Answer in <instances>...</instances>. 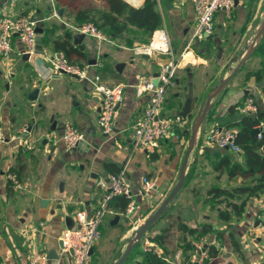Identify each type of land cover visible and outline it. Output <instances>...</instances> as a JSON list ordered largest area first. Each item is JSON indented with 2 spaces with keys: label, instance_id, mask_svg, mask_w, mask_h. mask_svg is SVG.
<instances>
[{
  "label": "crops",
  "instance_id": "0c3cea01",
  "mask_svg": "<svg viewBox=\"0 0 264 264\" xmlns=\"http://www.w3.org/2000/svg\"><path fill=\"white\" fill-rule=\"evenodd\" d=\"M90 1L96 5L101 4V0ZM123 1L133 8H140L145 0ZM237 1V5L229 13L221 11L215 14V31L212 37L189 45L196 24L192 1L156 0L162 18L160 29H165L174 60L179 61L172 86L167 89L161 114L164 117L178 115L188 93L189 82L193 87V105L191 115L185 118L184 129H174L168 139L159 142L154 152L147 155L140 149H132L133 128L148 101L147 97L136 96L135 86L140 77H155L159 65L167 63L169 58L165 55H135L132 49L143 44L139 39L136 40L141 34L134 29H130L129 34L130 39L136 37L131 46L125 45L123 41L110 40L115 46L111 48L110 43H99L85 36L79 45L84 47L87 56L84 65L90 66V73L99 75L109 86H125L122 101L113 119L112 133L106 136L96 124L101 96L85 82L68 76L48 74L47 59L53 54H62L53 51L51 42L64 31L71 32L72 38L78 34L75 28L79 25L74 23L73 13L59 6L56 0H0L2 15L11 19H40L44 29L51 25L58 26V31L48 44L43 42V33L37 39L36 50L40 54L25 60L23 46L14 36L9 59L0 57V133L4 137V142L0 143V264H28L31 255L36 252H44L53 257L47 264H72L70 255L59 248L58 240L72 226L75 212L83 210L91 217L100 207L104 190L98 187V183L100 180L107 181L111 176L103 168L104 164H113L119 169L126 165V175L134 192L140 187L142 178H148L154 183L150 193L137 199L138 209L134 215L128 217L117 208H111L107 212L112 219L110 226L114 229L111 233L119 230L127 219L136 221L133 228L136 230L158 208L178 181L185 154L183 150L188 147L190 139L189 136L186 140L185 132L197 120L207 97L220 85L219 83L211 89L214 79L209 81L205 88L206 95H197L196 100L195 69H200L207 77L211 53L216 61V71L211 73L214 78L222 81L232 74L253 48L239 72L210 101V113L196 131L184 173L186 179L189 169L196 162L194 173L188 181L196 174L200 180L216 175L217 182L221 174L229 180L225 171H214L212 163L217 162V159L213 155L226 152L238 162H241V156L207 143V133L214 123L223 126L231 123L238 113L231 116L228 109L234 107L236 110L246 98H253L260 111L264 106V55L255 52L264 40V0ZM58 10H63L61 17L57 15ZM62 24L64 28H61ZM151 38L147 39V44ZM92 61L95 65L89 64ZM259 73L261 79L258 78ZM34 89H38L39 93L36 100L30 101L28 96ZM195 111L197 114L193 121ZM67 124L87 137V144L90 145L87 151L66 150L62 136ZM24 129L26 134L23 133ZM23 140L27 141L28 148L23 145ZM203 168L210 169L212 173L201 174ZM8 175L16 176L25 190H13L7 179ZM234 179L239 181V185H243L242 182L245 181L240 177ZM188 181L184 180V183L187 184ZM213 187L226 190L236 186L217 184L208 190ZM208 190L202 194V203L192 197L185 201L182 194H178L166 217L171 215L177 225L183 224L199 231L207 225L211 232L195 241L176 225L180 237L176 242L180 244L185 238L191 243L194 247L192 256L197 253L195 245L204 242V249L213 245L219 254L210 264H264V240L256 238L253 233L264 221V204L261 198L250 199L242 217L229 224L221 222L214 210V218L219 224L217 226L205 214L212 209L206 203ZM254 214H257L256 218ZM163 223L165 221L157 228H152L147 236L158 235L167 227ZM171 231L172 227L163 250H166L169 262L181 264L182 252L179 244L172 248ZM230 234L238 242L240 253L232 248ZM143 242L125 264H142L146 254L143 246L146 244L156 247L163 255L162 250L154 243ZM95 246L90 259L95 255ZM90 259L89 262L92 261Z\"/></svg>",
  "mask_w": 264,
  "mask_h": 264
},
{
  "label": "built area",
  "instance_id": "2783aa9c",
  "mask_svg": "<svg viewBox=\"0 0 264 264\" xmlns=\"http://www.w3.org/2000/svg\"><path fill=\"white\" fill-rule=\"evenodd\" d=\"M17 1V0H14ZM195 13V28L193 29L189 45L194 42L202 41L213 36L215 31L214 16L217 12L229 13L234 7V0H191ZM36 21L31 17H17L14 19L0 14V57L8 60L12 53V38L16 36L23 46V53L31 58L40 54L36 50L37 34ZM78 34H83L98 41L99 43H113L93 24H85L75 28ZM156 34L160 35L163 49L153 46ZM137 56L152 57L155 55H165L169 61L159 65L158 74L153 76H143L139 78L135 86V94L139 98H148L147 106L140 119L133 128L132 149H140L145 154L150 155L158 147L159 142L170 137L174 129L182 130L186 125L185 119L179 115L164 117L161 114L162 106L165 102L167 89L172 86L176 75L179 61L174 60L170 39L165 29L155 32L148 44L137 45L132 49ZM48 74L75 76L77 80L88 84L97 94L101 96L100 111L96 121L101 132L108 136L112 133L113 119L116 114L115 108L123 98L125 86L116 84L109 86L104 83L99 75L90 73V66H79L70 63L63 54H53L48 59ZM236 111L241 116L254 117L259 114L260 109L253 98H246ZM254 129L257 130L255 136L257 140L264 138V122L259 123ZM26 134V130H23ZM84 139L72 125L64 127L62 141L66 150H72ZM4 142V137L0 133V143ZM23 145L28 148L27 141L23 140ZM206 142L220 150H225L233 155H240V147L236 144V132L227 126L214 123L209 129ZM7 179L15 191L25 190L16 176L8 175ZM98 187L104 190L101 205L89 217L83 210L74 214L72 226L67 228L59 237L61 251L70 255L72 264H88L90 251L100 240V226L105 214L108 212L109 202L116 197H123L128 201L125 215L130 217L138 209L137 199L145 196L154 188V183L148 178H142L140 187L136 192L126 175V165L123 166L115 175L109 176L107 181L100 180ZM140 222V221H138ZM262 239L264 240V221L262 224ZM196 254L191 256L192 264H199L206 258L204 242L195 245ZM143 252H153L158 257L162 254L156 247L146 244ZM166 260V259H165ZM49 261L47 254L36 252L29 258L28 264H47ZM177 264V263H174Z\"/></svg>",
  "mask_w": 264,
  "mask_h": 264
},
{
  "label": "trees",
  "instance_id": "16d2710c",
  "mask_svg": "<svg viewBox=\"0 0 264 264\" xmlns=\"http://www.w3.org/2000/svg\"><path fill=\"white\" fill-rule=\"evenodd\" d=\"M56 3L73 13L75 24L79 26L93 24L109 40L123 41L127 46H131L136 39V37L135 39L129 38L130 29L140 32L141 36L136 40L143 41L144 39L147 41L162 26V18L157 9L156 0H145L140 8H133L123 0H101L100 5H96L90 0H56ZM56 31H58V26L56 25L46 27L43 30V42L48 44ZM51 45L53 51L62 53L72 64L84 65L87 62L84 47L72 43V33L69 31H64L62 35L57 36L51 42ZM255 52L258 55H264V40L257 46ZM260 73L258 74L259 79H261ZM228 113L233 116L237 111L234 107H230ZM261 122H264V106L258 115L254 117L240 115V117H236L227 125V127L234 129L236 132V144L240 147L241 162L235 161L233 156L226 152L213 155L217 159V162L212 163L214 171H225L229 180L240 177L248 181L246 185H239L231 189L225 190L213 187L208 190L206 203L213 210H216L218 219L226 224L242 217L250 199L261 198L264 204V138L257 140L256 136L251 135V131ZM195 164L196 162L189 169L186 181L194 173ZM103 168L111 173L110 175H115L120 170L113 164H104ZM127 204L128 201L123 197H116L109 202L108 208H117L120 212H125ZM166 216L167 212L160 220ZM177 228L195 241H199L211 232L207 225L203 226L200 231L197 228H188L183 224H178ZM170 229L171 226H167L158 235L145 236L138 243L137 247L143 241H149L157 245L163 252L160 257L153 252L146 253L142 264H173L167 260L166 250H163L165 244H167ZM230 243L232 248L237 253H240L238 242L232 234H230ZM179 249L182 252L181 264H192L190 262L191 252H194L192 244L184 238L179 244ZM205 251L207 257L201 264H210L219 254L218 249L213 245L206 246Z\"/></svg>",
  "mask_w": 264,
  "mask_h": 264
},
{
  "label": "rangeland",
  "instance_id": "374dc122",
  "mask_svg": "<svg viewBox=\"0 0 264 264\" xmlns=\"http://www.w3.org/2000/svg\"><path fill=\"white\" fill-rule=\"evenodd\" d=\"M141 43L144 45V44H147V41L143 39V41H141ZM107 46H109V45H107ZM109 47L114 48L115 46L111 45ZM155 56H158V55H155ZM224 58L226 59V56ZM215 65H216V61L213 57V54L210 53L209 63H208V71H207L208 76L205 77L204 73L201 72L200 69H198V70L195 69V73H196V77H197L196 81H195V84H196V100L198 98L197 95L198 96H201L202 94L206 95L205 88H206V85L209 81L214 79L212 86H211V89L215 88L219 83H221V81L218 78H214V75L211 73V71H216ZM222 74H224V73L222 72ZM62 76H65V75H62ZM65 77H67V76H65ZM180 77L182 78V76H180ZM218 99H220V97H218ZM204 106H205V104H203V106L201 107V110L204 108ZM210 108H209L207 114L205 115L203 121L205 120L206 116H208V114L210 113ZM196 114H197V111H195V114H193V116H194L193 121H195ZM237 117H240V115L237 114ZM191 128H192V126L188 127V129L185 132L186 133V140L190 136ZM185 148L187 149V146ZM186 149H184L185 151L183 150L184 153L186 152ZM202 170H204V171H200L201 174L206 173L208 175V174H210L208 172H211V170L208 168H203ZM215 176L216 175H211L208 177L207 180H206L207 177L202 178V180H200V179H198V176L196 174V176L192 180L188 181L187 184L184 183L182 189L178 193V194H182V196L179 195V198L181 196L182 199L186 201L187 198L192 197L193 200H198L199 203H202L201 200H202L203 192L208 190L212 185L218 184L221 186L226 185L229 187H233V186H237L240 184L239 181H237V179H234L231 181L227 180V178L224 176V174L219 175V178H217V182H216ZM242 184L246 185V184H248V181L245 180L244 182H242ZM176 198H177V196H176ZM174 200H176V199H174ZM174 200L169 203L167 210H166L167 214H168V212L171 211V208H172L171 204H172V202H174ZM159 206H158V208H159ZM158 208H156L151 214H153ZM206 208L209 209L208 207H206ZM213 213H214L213 209H211V211L208 210L205 213L207 216L209 215V220L211 221L212 224H214L213 221L216 222V219L214 218ZM257 214L256 215L254 214V218H256ZM110 220H112V219H110L109 214L106 213L104 216L103 222L100 226V234H101L100 241L96 244L95 249H94L95 255L90 259L92 261L88 262V264H116L119 257L125 252L127 247L130 244H132V242L134 241L135 230L133 228L136 224V221H129L127 219V221H125L124 224L120 226L121 228L119 230H117L114 233H111L112 231H114V229L110 226V222H111ZM163 221H165V223H163V224H165V226H171L172 227L171 239L173 241V244H172L173 247L172 248L174 249L179 244L178 242H176V240L180 239L179 234H177V231H176L177 222L174 221V218L171 215L166 217ZM163 221H159L158 223H156L153 228H157V226H160V223ZM169 223H171V224H169ZM216 225L219 226L218 222H216ZM116 226H117V224H116ZM152 230L153 229H151L147 234H150V232ZM262 232H263L262 225H259L253 231L256 238H258V239L262 238V236H263ZM147 234L145 236H147ZM137 250H138V247L135 248L132 251V253L134 254ZM131 254H130V256H131Z\"/></svg>",
  "mask_w": 264,
  "mask_h": 264
},
{
  "label": "water",
  "instance_id": "95a60500",
  "mask_svg": "<svg viewBox=\"0 0 264 264\" xmlns=\"http://www.w3.org/2000/svg\"><path fill=\"white\" fill-rule=\"evenodd\" d=\"M238 1L234 0V6L237 5ZM63 10H58L57 11V15L59 17L62 16ZM34 21H36V34H37V39L39 38V36L43 33V29H44V25L42 24L40 19H35L32 18ZM61 28H64V25H61ZM85 38V35L83 34H75L72 38L73 40V44L74 45H79L81 44L82 40ZM39 40V39H38ZM253 49V48H252ZM250 50L248 52V54L239 62L238 66L234 69V71L232 72V74L230 76H228L227 78H225L224 80L221 81L220 85L207 97L206 100V104L204 106V108L202 110H200V114L197 118V120L194 122V124L192 125L191 128V135H190V139H189V143H188V147L187 150L184 154V158L182 160V164H181V168H180V172H179V178L178 181L176 182V184L174 185V187L172 188V190L170 191V193L167 195V197L163 200V202L160 204L159 208L153 213L151 214L148 218H146L144 220V222L138 226L135 230V236H134V241L132 242V244H130L127 249L125 250V252L119 257V259L117 260L116 264H124L127 259L129 258L130 254L132 253V251L137 247L138 243L145 237V235L155 226L156 223H158L161 219V217L165 214L167 207L169 205V203L171 201H173L176 196L178 195L179 191L182 189L183 185H184V180H185V168L187 165V160L189 157V154L193 148L194 145V140H195V134L196 131L198 130V128L201 126L203 119L205 117V115L207 114L209 108H210V101L216 96L218 95L223 87L225 86V84H227L240 70L241 66L243 65L244 61L249 57V55L252 53L253 50ZM28 55L24 54V59L27 60L28 59ZM90 65H95V62L92 61L89 63ZM121 66L117 67V70L119 71ZM73 79H77L75 76L72 77ZM39 93L38 89H34L28 96V100L30 101H34L37 99V95ZM192 105H193V87L192 84L189 82L188 83V93L185 97L184 100V104L182 107V110L177 112L178 115L182 118H187L189 115H191V111H192ZM119 107V104L116 106L115 111H117ZM63 125V124H62ZM257 133L256 129H253L251 131V135L255 136V134ZM90 145L87 144V137L84 136V139L77 145L76 148L72 149L73 151H77V150H81V151H87L89 149ZM117 221V218L115 219V222ZM114 222V223H115ZM59 248L61 249V244L59 243ZM92 254V250L90 251V256ZM48 259H53V257L49 255H47Z\"/></svg>",
  "mask_w": 264,
  "mask_h": 264
},
{
  "label": "bare ground",
  "instance_id": "6f19581e",
  "mask_svg": "<svg viewBox=\"0 0 264 264\" xmlns=\"http://www.w3.org/2000/svg\"><path fill=\"white\" fill-rule=\"evenodd\" d=\"M153 46L154 47H158L159 49H163V44L161 42V39H160V35L157 34L154 38V42H153Z\"/></svg>",
  "mask_w": 264,
  "mask_h": 264
}]
</instances>
